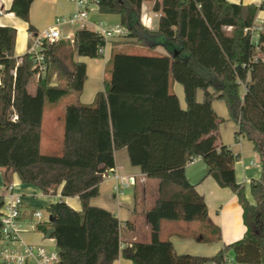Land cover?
Instances as JSON below:
<instances>
[{
  "label": "trees",
  "instance_id": "16d2710c",
  "mask_svg": "<svg viewBox=\"0 0 264 264\" xmlns=\"http://www.w3.org/2000/svg\"><path fill=\"white\" fill-rule=\"evenodd\" d=\"M33 0H13L9 12L29 24ZM147 0H98V12L116 14L123 37L105 39L94 29L76 28L71 43L45 44L46 70L38 78V90L30 91L35 65L27 52L15 56L16 30L0 25V168L3 182L16 173L23 184L38 187L43 194L60 198L47 207L53 221L38 223L53 227L59 259L52 264H111L118 256L134 264H203L221 262L231 255L240 264H264V31L255 47L244 32L259 9L254 4L228 0H155L160 11L157 28L141 23V4ZM230 28V33L225 29ZM119 38L165 53L136 54L119 48ZM107 43L102 90L92 103L64 105L61 152H40L41 122L45 106H56L66 95L80 93L86 65L76 57H103ZM58 73L64 84H50ZM171 81L184 93L181 107ZM202 99L197 100V91ZM222 100L228 117L216 114L213 100ZM16 116V119L13 117ZM229 120L259 154L262 174L250 182L254 203L245 187L236 181L237 159L228 146L217 144L220 123ZM125 147L129 162L147 178L158 180L157 218L196 222L204 227L206 240H218L219 228L209 220L207 206L185 176V165L200 157L220 187L235 194L242 210L244 234L224 244L212 256L178 254L170 240L133 242L119 240L120 222L109 210L90 204L99 194L103 175L114 167L113 153ZM77 196L79 211L64 197ZM0 194V207L3 204ZM211 235L210 238L207 234ZM0 264H4L0 261Z\"/></svg>",
  "mask_w": 264,
  "mask_h": 264
},
{
  "label": "crops",
  "instance_id": "0c3cea01",
  "mask_svg": "<svg viewBox=\"0 0 264 264\" xmlns=\"http://www.w3.org/2000/svg\"><path fill=\"white\" fill-rule=\"evenodd\" d=\"M12 1L13 0H0V10L2 11L0 14V25L13 27L16 30L14 43L15 56L27 52L32 40V35L43 30L44 27L50 26L56 16H66L76 9L71 0H33L29 8V24L33 26L35 32L29 33L27 31L28 23L12 12H9ZM228 1L233 3L254 4L256 6L262 5L264 7V0ZM154 2L155 0L142 2L141 17L145 13H150V15L153 13L159 17L160 11H154L152 9ZM97 14H103L105 16L110 15L95 12L90 16V21L99 20ZM256 14L255 20L264 19V9H259ZM116 19L119 21L118 16ZM149 28L155 29L151 27V24ZM225 31L226 33H230V28H226ZM64 34L66 33L64 32ZM118 41L119 44L117 46L130 53H165L164 49L159 45L153 49H149L146 46L134 43V39L131 38H119ZM131 47L149 51L132 52L129 51ZM74 56V60L83 61V57ZM109 57L110 55L108 54L106 56L103 50L104 59L102 73L100 65L96 63L97 80L103 77V68ZM84 63L86 65V73L89 75L86 60ZM86 85L87 83L84 81L77 102L89 103L95 93L102 90V86H99L97 82L89 88L86 87ZM170 90L176 94L180 106L184 108L185 101L182 86L178 82L171 81ZM202 94L201 90L197 91V100L200 101L202 99ZM65 103L66 102L52 107H44L41 122L40 149L43 134L42 126L43 123L46 122V130L43 137L44 148L46 151L58 149V151L61 152L58 129H60L61 120L63 122ZM212 107L217 115L223 118L228 117L227 109L222 100H213ZM44 113L46 114L45 116ZM237 129V125L232 121L226 120L220 123L217 131V144L228 146L237 154L238 157L233 164L235 179L245 187V196L248 201L254 203L249 185L252 180H257L261 177L262 164L259 154L253 150L254 145H252V142L242 135H239L238 138L235 136ZM55 145L58 146L53 148ZM113 157V169L107 171L103 175L99 183V194L91 198L89 202L91 205L105 208L115 214L120 222L119 240L122 247L135 241L149 243L159 238H167L178 254L188 253L200 256H212L224 244L230 243L244 234L245 226L242 222V210L237 201L236 194L228 187H220L211 176L206 175L207 166L200 157H195L189 162L187 161L185 165V176L188 182L194 185L196 192L203 198L207 206L209 220L215 226H218V240L204 239L203 236H206L204 227L196 222L159 220L156 215L159 202L158 180L147 178L140 171L138 166L131 165L125 147L115 150ZM3 170L4 169L0 168L1 194L5 193ZM115 175L121 177L133 176L134 183L124 190H121V193L119 189L116 188L118 187V179L115 178ZM10 181L13 191L21 196L19 209L21 238L27 243L42 244L48 248H54V238H46L44 236L45 232L37 227L38 223L46 221L45 218H48V216L44 217L43 215V218L38 221L32 216V213L37 209H47L51 203L57 201L60 198V187L57 188L55 194H43L35 185L23 184L16 173L10 175ZM63 200L73 209L77 211L81 209L80 201L77 196L64 197ZM207 235L213 238L209 233ZM111 264L134 263L129 259L118 256Z\"/></svg>",
  "mask_w": 264,
  "mask_h": 264
},
{
  "label": "built area",
  "instance_id": "2783aa9c",
  "mask_svg": "<svg viewBox=\"0 0 264 264\" xmlns=\"http://www.w3.org/2000/svg\"><path fill=\"white\" fill-rule=\"evenodd\" d=\"M75 5V10L66 16H56L53 23L44 27L43 30L32 35L31 43L27 53L31 55L35 65L36 81L46 70L45 44L55 43L60 39L72 40L73 35L64 34L62 27L65 25H74L77 28L87 27L94 29L105 39L123 37L126 33L122 26L108 27L101 20L90 21V16L98 12V0H71ZM2 11L0 10V14ZM143 26L149 28L151 24L150 13H145L141 17ZM261 31H264V19L254 20L252 25L246 27L244 32L249 35V39L255 47H258V37ZM118 179V188L124 190L134 183L133 176L121 177L115 175ZM5 193L3 195V204L0 207V261L4 264H52L59 259L57 249L48 248L42 244L24 242L21 238L20 222V194L13 191L11 182L4 185ZM1 194V193H0ZM32 216L36 220H41L43 214L41 210L33 211ZM48 220V218H45ZM203 264H240L233 260L231 255H225L221 262L217 260L206 261Z\"/></svg>",
  "mask_w": 264,
  "mask_h": 264
},
{
  "label": "rangeland",
  "instance_id": "374dc122",
  "mask_svg": "<svg viewBox=\"0 0 264 264\" xmlns=\"http://www.w3.org/2000/svg\"><path fill=\"white\" fill-rule=\"evenodd\" d=\"M97 15H98L97 16L98 19L101 20V21H103L105 23V25H107L108 27H110V26L111 27H115L116 25L119 24V21L116 19V17H117L116 14H111L110 13L109 16H105L103 14H97ZM107 17H109V18H107ZM150 17H151V20H152L151 27L152 28H156L157 21H158V16L157 15H154L153 13H151ZM76 28L77 27L74 26V25H65V26L62 27V30L67 35H71V34H73V32H74V30ZM61 40L64 41V42H67L68 41L66 39H61ZM61 40H59V41H61ZM67 43H68V48L69 49H72L71 43H69V42H67ZM110 47H111L110 46V43H108L107 46L104 49V54H106V56L108 54L110 55V52H111V48ZM129 51H132V52H134V51H137V52H139V51H145L146 52L147 51L148 52L149 50H145V49L142 50L140 48L131 47L129 49ZM74 55H73V57L75 58ZM82 59H83L84 62L86 60V64H88L87 67H88V73H89V75L86 73L87 74L86 75V79H85V81L87 83L86 87H88V88L89 87H92L95 82H97L99 86H102V78L100 77L97 80V77H96V74H97V71H96V63H98L100 65V67H101V73H102V65H103V59L104 58L103 57H99V58L83 57ZM49 82H50V84H64L65 83V80L60 75H58V73L55 72L50 77ZM29 90L30 91L38 90V83L36 81V77L35 76H33L30 79ZM80 93H70V94L66 95L64 98H62V100L59 102V104H62L64 102H66V103H69V102H77L78 101V98L80 96ZM93 99H94V97L91 99V101L89 103H92L93 102ZM56 108L59 109L58 107H56ZM55 111H58V110H55ZM45 113H44V116L46 115ZM55 115H56V113H55ZM60 123H61L60 124V129H58L59 127L57 129L59 131V140H60V148H61L62 131H63V122H62V120H61ZM46 125H47V123L44 122L43 123V126H42V128H43L42 129L43 130L42 133L43 134H42V140H41L42 143H41L40 152L43 153V154H46V153H48V154H59L60 152L58 151V149H53V150H50V151H46L45 148H44V145H43V137H44V133H45V130H46L45 129L46 128ZM56 146H58V145H55V147L53 146V148H56ZM41 210H42V213H43L44 217H47L48 214H49L48 211H47V209L42 208Z\"/></svg>",
  "mask_w": 264,
  "mask_h": 264
},
{
  "label": "water",
  "instance_id": "95a60500",
  "mask_svg": "<svg viewBox=\"0 0 264 264\" xmlns=\"http://www.w3.org/2000/svg\"><path fill=\"white\" fill-rule=\"evenodd\" d=\"M13 119H16V116H14ZM48 220L53 221V216L51 214L48 215ZM53 231H54V228L53 227L47 228V230L45 231L44 236L46 238H49L50 235L53 233Z\"/></svg>",
  "mask_w": 264,
  "mask_h": 264
}]
</instances>
